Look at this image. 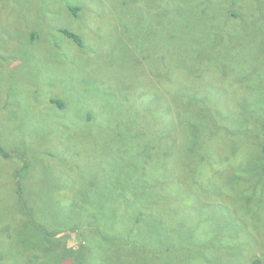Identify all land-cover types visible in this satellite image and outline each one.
Here are the masks:
<instances>
[{
  "label": "rangeland",
  "instance_id": "374dc122",
  "mask_svg": "<svg viewBox=\"0 0 264 264\" xmlns=\"http://www.w3.org/2000/svg\"><path fill=\"white\" fill-rule=\"evenodd\" d=\"M261 102L264 0H0V264H39L25 254L38 234L26 210L48 229L83 222L84 243L65 240L75 249L59 264L264 261ZM189 124L208 156L195 169ZM137 135L159 147L144 181L176 174L160 200L150 189L117 213L118 188L144 185L128 167Z\"/></svg>",
  "mask_w": 264,
  "mask_h": 264
},
{
  "label": "trees",
  "instance_id": "16d2710c",
  "mask_svg": "<svg viewBox=\"0 0 264 264\" xmlns=\"http://www.w3.org/2000/svg\"><path fill=\"white\" fill-rule=\"evenodd\" d=\"M70 2H75V1H70ZM76 3V2H75ZM86 9V5L83 6ZM83 7H74L73 5H70L69 9L70 11L78 16L79 12L83 9ZM63 33H65L67 36H69L71 39H73L75 42H77L80 45H84V40L83 38L77 34V32L75 31H70L68 29H63L62 30ZM206 55V54H205ZM203 56H200V59L203 62H207L206 59L202 58ZM209 61V60H208ZM130 85L127 86V89H130ZM138 103H134V106H136V108H134L132 106V110L130 112L127 113L126 116H129L132 112H133V117H135V119L137 120L138 117L142 116V112L147 110L146 107L143 108H138ZM256 112L261 114V119L259 120V124H261V127H264V102H261L257 105L256 107ZM103 113H105L103 111ZM121 117H123L122 115H119ZM102 118H104V116H102ZM143 119V118H141ZM140 119V120H141ZM135 123V127L134 130H140V131H147L148 124L145 122V120L140 121ZM89 124H94L92 122H89ZM96 125V124H94ZM117 127H121L122 126V122L118 121L116 123ZM194 125L193 124H189L188 125V133L189 136H191V141H190V150H189V163H190V167L192 169H195V166H199V162H205L208 158V156H206V154H203L202 152L198 151L196 149V147L199 145V137H198V133H194L192 131ZM131 129V127H130ZM119 130V129H118ZM133 130V132H134ZM120 131V130H119ZM136 134V133H135ZM264 135H262L261 133H259L258 131H256V135L254 136V138L256 139V141L258 142L259 145V149L260 152L257 156V161H258V165H262L263 170L262 172L264 173ZM136 142H137V146H133V148L130 150L131 152V157L128 160L129 164L128 167H130V175L132 177V182H133V176H134V172L136 171V173H139V178H138V183L140 185V187L143 185L142 188H139L135 190V188L132 186L130 189H123L122 187L118 188V193L114 195V199H117V201H119L121 203V205H119L117 207V213H124L126 212L127 214L130 213L131 209H132V205L134 202L135 198H138V202L140 201H144V199H142L141 196L146 195L150 189V193H154L156 196H151L152 201L155 200H160V198L163 196L162 193V189L164 188V184L166 183V180L169 176H172L174 174H176V172L174 170H172L170 172V174L168 175L165 174L163 177L160 178V180H156L154 182V184H149L147 181H144V174L146 171V164H150L151 162H153L154 160V156L152 155H148L147 157L144 158L145 154H147L149 151L150 153L152 151H156L157 149H159V147L157 146L156 142L153 140V138L148 137V139L142 137L141 135H137L136 137ZM129 152V153H130ZM3 155L6 158L11 157L12 155L10 154V152L8 151H2ZM143 158L145 160H143ZM143 160V161H142ZM143 166V167H142ZM260 181V180H259ZM233 182H236V179H233ZM224 187V186H222ZM96 188L94 186H88L86 188L81 189L82 193H87L88 191H94ZM206 190L208 191L209 188H206ZM226 190V189H225ZM149 204L146 203L145 206H147ZM97 207L99 209L100 212H102L105 209H109V208H113V207H102L99 204H97ZM224 208L222 207H217L215 211H222ZM26 210V209H25ZM28 216L30 217L29 222H31L29 224V226H31L32 224L34 225L35 229L34 232H38V234H36V238L30 240L29 243H32V245L28 248V252H26L25 254H27V260L30 261L31 257L34 258V260H37L39 262V264H47L50 260L49 258L51 257L52 253L53 254H58L60 253V256H58L57 262L56 264H59L60 262H58L62 257L66 256V254H69L68 252L70 250H74V247H69V243L66 242L67 239L72 235L74 238H77L79 240V244L77 247L81 246L84 243V236L83 234H81V226L83 224L82 221H76L71 228L69 229H64V228H57V229H48L46 227L43 226V224H41L40 222H36L35 220H32L31 217L32 215L30 214V212H28L26 210ZM216 213V212H215ZM68 218H71V215H67ZM66 219V218H65ZM136 221H138V223L142 224L144 222L145 226H146V219H143V215L139 216ZM154 225V226H153ZM239 223L236 220H232V227L234 228L233 233H230L231 235L228 237L230 239V241L232 242H237V238L239 237V228H238ZM158 227V221L157 219L155 221H153L150 224V228H157ZM217 234L220 236L222 234V230H218ZM34 235V234H32ZM66 240V241H65ZM226 241V239H224ZM33 252V254H32ZM243 254H244V245H243V250H242ZM264 253V252H263ZM251 258L252 260H254V264H264V261L260 258V256H258L257 253H252L251 254ZM264 256V255H263ZM35 264H37V262L35 261Z\"/></svg>",
  "mask_w": 264,
  "mask_h": 264
},
{
  "label": "bare ground",
  "instance_id": "6f19581e",
  "mask_svg": "<svg viewBox=\"0 0 264 264\" xmlns=\"http://www.w3.org/2000/svg\"><path fill=\"white\" fill-rule=\"evenodd\" d=\"M126 2V1H125ZM119 12V11H118ZM133 17V16H132Z\"/></svg>",
  "mask_w": 264,
  "mask_h": 264
}]
</instances>
